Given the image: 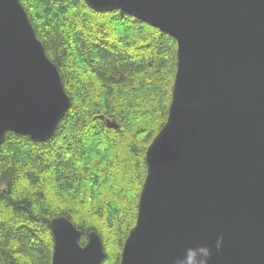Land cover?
<instances>
[{"label": "water", "instance_id": "1", "mask_svg": "<svg viewBox=\"0 0 264 264\" xmlns=\"http://www.w3.org/2000/svg\"><path fill=\"white\" fill-rule=\"evenodd\" d=\"M83 1L176 41L166 119L145 150L135 224L118 264H179L202 245L208 264H264V0ZM69 105L21 1L0 0V144L7 132L49 139ZM49 226L50 264L104 259L96 231L81 245L66 216Z\"/></svg>", "mask_w": 264, "mask_h": 264}, {"label": "trees", "instance_id": "2", "mask_svg": "<svg viewBox=\"0 0 264 264\" xmlns=\"http://www.w3.org/2000/svg\"><path fill=\"white\" fill-rule=\"evenodd\" d=\"M20 1L70 105L49 139L7 132L0 144V264H50L49 222L60 215L81 230V245L97 232L100 264H118L135 224L145 150L166 119L176 41L83 0Z\"/></svg>", "mask_w": 264, "mask_h": 264}, {"label": "clouds", "instance_id": "3", "mask_svg": "<svg viewBox=\"0 0 264 264\" xmlns=\"http://www.w3.org/2000/svg\"><path fill=\"white\" fill-rule=\"evenodd\" d=\"M222 237L217 240L216 248L219 250L221 246ZM199 256V259L197 258ZM211 256V250L207 246H199L196 248H187L186 254L183 258L179 259V264H208Z\"/></svg>", "mask_w": 264, "mask_h": 264}]
</instances>
